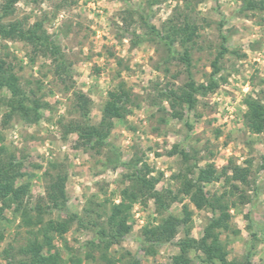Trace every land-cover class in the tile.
I'll use <instances>...</instances> for the list:
<instances>
[{"label": "rangeland", "instance_id": "obj_1", "mask_svg": "<svg viewBox=\"0 0 264 264\" xmlns=\"http://www.w3.org/2000/svg\"><path fill=\"white\" fill-rule=\"evenodd\" d=\"M8 1L0 0V22L27 29L42 24L69 72L63 83L53 59L27 43L0 38V60L17 75L22 91L19 96L0 91V166L13 165L21 175L16 184H30L24 204L34 219L68 225L63 238L55 236L53 252L65 261L77 256L83 264H172L182 254L191 264H205L198 249L183 250L180 242L200 240L213 213L198 210L183 186L208 165L221 172L232 162L249 168L250 175L248 184H238L239 191L229 197L236 203L230 214L237 233L221 238L230 261L264 264V134L252 133L244 122L247 97L264 102V10L245 11L242 0H191L190 8L180 0H18L3 16ZM185 14L200 28L190 49L192 78L197 86L219 84L213 92L196 94L194 109L186 103L173 107L176 101L164 97L171 90L181 94L189 81L178 59L183 48L177 44L172 55L159 40L152 41L147 28L161 30ZM223 47L213 75L212 64ZM121 86L132 94L131 113L109 121L103 108L109 92ZM79 94L87 99L86 116ZM36 114L38 122L32 123ZM88 128L107 131L106 145L86 141L81 133ZM138 170L158 179L154 190L142 189L134 178ZM58 175L67 177L66 196L65 203L55 205L51 194ZM204 188L208 196L230 190L224 180ZM124 190L138 195L131 231L103 259L92 243H98L99 230L108 228L111 207L120 203ZM185 207L191 212L188 223H183ZM169 216L181 220L176 237L148 239L145 229ZM0 230V264H14L23 258L18 250L34 235L13 209L0 215Z\"/></svg>", "mask_w": 264, "mask_h": 264}, {"label": "trees", "instance_id": "obj_2", "mask_svg": "<svg viewBox=\"0 0 264 264\" xmlns=\"http://www.w3.org/2000/svg\"><path fill=\"white\" fill-rule=\"evenodd\" d=\"M185 4V7L190 8L192 5L191 0H180ZM205 0H198V2ZM18 0H9L3 7V16L10 15L12 13L14 5ZM243 10H264V2L257 0H242ZM148 35L154 37L152 41L159 40L165 45L169 52L174 55V47L179 44L183 48V53L179 54V61H181L187 68L189 81L185 88L181 90V94L171 90L169 94H164V97L172 99L175 104L186 103L189 109H194L197 103L195 98L201 90L205 93L213 92L218 86V82L212 80L208 86H197L192 78L191 67V46L195 45L196 39L199 38L200 28L190 22V17L185 14L183 19L174 17L168 22L161 30L149 26ZM0 38L3 40H16L31 45L37 53L42 57L51 58L55 61V75L63 82L66 83V78L69 77L68 68L63 60L60 47L52 40L48 33L43 30V26L40 23L35 24L30 28H25L22 24L10 23L8 25L0 22ZM156 38V39H155ZM226 49L223 47L218 57L213 62V75H216L219 71L218 62L223 57ZM8 89L13 96L21 95L22 91L19 88V78L13 72L11 67L3 59L0 60V91ZM80 110L85 108L83 103L87 102L84 95H78ZM108 101L103 108L104 118L109 121L113 119H124L131 113L129 108L132 103V94L125 88L118 87L116 90L109 92ZM247 111L244 115V122L249 131L254 134H264V102L257 98L248 96L245 100ZM87 115V111L84 112ZM174 116L178 119L183 118V113L175 111ZM39 115L36 114L32 123H37ZM110 123V122H109ZM109 129L111 123L108 125ZM86 141H96L98 147H103L105 139L108 137V132H104L98 128H88L81 133ZM173 153V152H172ZM180 153L183 158L187 155L184 152ZM146 172L149 170L144 166ZM261 169L264 171V158ZM19 172L15 170L13 165L4 168L0 166V215L5 209H13L14 212L20 217L22 225L28 229H31L34 235L24 247H21L17 255L23 257L21 260H15L14 264H83V260L77 256L71 258V260L65 261L60 253L53 252L55 236L63 238L64 234L68 231V225L65 223L55 222L53 220L44 223L40 217L34 219L31 216L30 210L26 208L24 204V198L29 192L30 184L24 183L21 185L16 184V180L21 177ZM134 178L139 182L142 189L147 191L154 190L155 183L158 179H148L147 174L138 170L134 173ZM250 175V169L247 167H240L234 163L229 165L221 172L217 171L214 166L208 165L204 169H200L197 179L195 181L186 180L183 188L186 195L189 196L190 201L198 210L209 208L213 213V218L204 230V235L200 240H194L187 238L180 242V246L183 250L190 248L198 249L202 255V262L205 264H239L237 262L230 261L228 259V245L226 240H222V234H236V230L232 224V216L230 214L231 207L236 206L235 202H231L230 196H234L236 191H239L240 185H247ZM67 177L64 175H58L51 194V200L58 205L61 200L65 203V183ZM224 180V183L230 186L228 192H223L221 195L214 194L208 196L205 192L204 185L211 184L215 181ZM154 195V193H153ZM156 197V194L154 195ZM157 201L160 204L161 198L157 196ZM240 200H245L242 194L239 195ZM138 200V195L134 192L124 190L121 193V201L119 204H113L111 207V213L108 219V228H103L97 232L95 236L96 244L92 243V247L101 250L103 259H107L106 252L110 247L120 241L123 236L131 231L129 225L130 212L133 204ZM185 217L183 223H188L191 219V212H188L185 207ZM181 224V220L169 216L163 219L157 226L153 228H146L144 233L147 234L148 239L170 240L176 237L178 228ZM35 229V230H34ZM3 234L0 230V243L3 241ZM105 251V252H104ZM8 251H6L7 253ZM8 255V253H7ZM88 258H92V254H87ZM11 258V257H10ZM172 264H191V260L185 255H178L172 258Z\"/></svg>", "mask_w": 264, "mask_h": 264}]
</instances>
